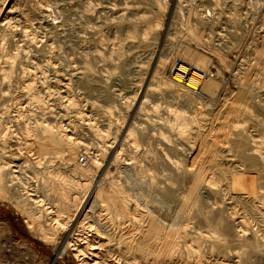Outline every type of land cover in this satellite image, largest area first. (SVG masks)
I'll return each instance as SVG.
<instances>
[{"label":"bare ground","instance_id":"obj_1","mask_svg":"<svg viewBox=\"0 0 264 264\" xmlns=\"http://www.w3.org/2000/svg\"><path fill=\"white\" fill-rule=\"evenodd\" d=\"M50 9L51 5L47 3L43 6L44 12ZM262 15V22H259L264 25V14ZM138 20L143 21L142 18ZM187 29L196 42L202 41L201 30L199 34L195 25H189ZM148 31L146 27L140 32L141 39L147 37ZM134 35L135 33L129 34L130 37ZM262 38L259 39V45L253 42V57L245 62L247 66L244 71H235L240 75L237 90L234 92L227 89L230 92L227 97L222 98L223 103L214 108L215 111L218 108L215 113L208 115V101L196 96L210 92L218 84V79H211L207 72L208 76L205 77L206 74H202L205 70L200 64H195L194 69H191L183 57L172 62L169 79L158 71L154 72L153 78L150 77L156 79L154 88L159 99L151 100L147 94L150 86L147 89L145 87L141 105L139 104L140 112L149 107L147 103H150L154 107L153 111L155 110L153 112L151 107L148 108L153 112L151 114L157 113L162 107L166 110L167 117L157 116L156 120L161 121L158 127H151L148 123V128L141 126V129L135 130L130 127L123 138L133 148H138L145 140L152 138L150 132L153 131V136L158 138L155 141L161 148L164 160L170 159V152L175 157L174 152L182 148H178L179 144L182 145L178 140L186 142L189 149L195 147L194 150L190 149L192 152L189 151L188 155L185 154L190 159L182 172L185 175L182 179L187 178L189 181L186 195H181V198L175 195L173 186L176 181H169L167 187L154 191L156 185L153 179L141 182L133 180L132 184L128 180L131 184L128 190L123 187L125 184L122 186L121 182H116L107 171L103 178L108 183L107 187L98 186L82 204V192L88 186L87 173H90V167L81 165L83 162L79 164L75 157L81 151L85 153L84 148L87 146L69 135L62 123L53 125L45 117H40L39 120L24 117L18 110L15 111L14 119L0 120V196L12 199V203L22 214L26 228L33 229L39 240L54 242L59 239L63 244L62 240H66L63 248L77 264H262L264 137L259 136V132L255 134L253 129L260 127L264 131V35ZM185 53L186 50L179 51V54ZM9 54L3 55L0 52L1 97L5 96L1 94V86L12 82L16 67L17 52L12 56ZM94 57L102 64L105 61L99 54ZM24 69L26 68L21 67L22 71ZM100 70L97 75L105 71L103 68ZM88 71L91 72L88 69L83 75ZM24 81L23 88H20L33 90V84H26ZM105 81L108 80L102 81V77L85 80L84 86L92 87L93 83L103 84ZM214 90L216 91H212ZM34 91L28 93L30 102L39 106L43 99ZM99 94L105 107L104 115L106 112L112 116L118 109L117 106L111 102L107 91L102 90ZM134 99H126V103L133 104ZM74 104L73 100L67 101L69 106H75ZM184 106L190 108L183 110ZM223 106L226 107L222 108ZM77 115L78 119L84 121L85 130L97 143L96 154L92 153L87 159L91 166L98 168L106 158L107 145L111 148L116 143L118 132H111L110 123L104 128L81 112H77ZM115 120L118 121L116 118ZM120 120L123 123V119ZM123 140L122 144L126 142ZM122 144L115 153V161L123 157L121 154L124 155ZM64 150L69 151V154L63 155ZM55 153L58 158L55 159L67 160L65 165L69 168L70 176L63 174L61 165L52 164ZM174 163L178 164L177 161ZM29 181L33 182L32 187ZM203 188L207 192L202 195L200 191ZM177 199L181 200V207L173 208L172 204ZM248 230H251L249 235ZM70 232L72 233L67 238Z\"/></svg>","mask_w":264,"mask_h":264},{"label":"rangeland","instance_id":"obj_2","mask_svg":"<svg viewBox=\"0 0 264 264\" xmlns=\"http://www.w3.org/2000/svg\"><path fill=\"white\" fill-rule=\"evenodd\" d=\"M46 3L51 5V9L44 12L43 6ZM262 14L264 0H0V52L3 55L10 53L9 56L15 51L18 54L15 58L16 67L12 82L1 86L3 88L1 94L5 96H0V120L14 119L18 110L24 117L36 120L45 117L53 125L62 123L69 135L87 146L84 148L85 153L81 151L75 157L79 164L83 162L81 165L90 167V173H87L88 186L82 192L84 195L82 204L91 197L98 186L107 187L108 183L103 180L107 171L116 182H121L122 186L125 184L123 187L128 190L133 180L141 182L153 179L156 185L154 191L167 187L169 181H176L172 190L181 198L189 190V181L187 178L182 179L185 178L182 172L190 160L188 152L195 147L192 149L190 147V150L186 142L178 140L182 142L178 148L182 147L185 151L183 152L182 148L178 149L182 152L178 150L174 152L175 157L170 152V159L164 160L161 148L156 142L158 138L153 136V131L150 132L152 138L145 140L138 148H133L128 140L123 138L130 127L135 130L151 125L158 127L161 121L156 120L157 116L167 117L166 110L162 107L156 111L157 113L151 114L155 110L153 111L154 107L150 103H147L149 107H146L147 104L144 106L145 112L143 110L140 112L139 104L141 105L145 87L147 89V86H150L147 94L151 100L159 99L160 96L154 88L156 79H152L154 72L158 71L169 79L172 62L183 57L191 69H194L195 64H200L203 71L205 70L203 75L207 72L211 79L219 80L213 88L216 89L215 95L211 89L212 92L196 96L208 101L209 106H206L208 115L211 112L215 113L218 108L216 111L214 108L223 103L222 98L228 96L230 90L227 89L235 92L239 86L237 82L240 75L235 71H244L247 66L245 62L253 57L255 45H259L261 42L259 39H263L264 25L260 24ZM138 18H142L143 21L140 22ZM198 21L199 23H195ZM192 24L198 28V33L201 30V40L209 41L196 42L187 29ZM146 27L149 29L148 35L141 39L139 34ZM132 33L135 35L130 37L129 34ZM181 49L186 50V53L179 54ZM214 49L216 51L213 52ZM96 54L104 57L103 64L95 60ZM21 67L26 69L22 71ZM101 68L105 71L97 75ZM88 69L91 72L83 75ZM95 77H102V81L105 79L108 81L103 84L93 83L92 87L84 86L85 80H93ZM23 81L26 84L29 82L33 84V90H22ZM102 90L107 91L109 99L117 106L118 109L112 116H117L118 118H115L118 121L110 116L111 114L105 112L104 115L105 107L99 94ZM153 90L156 91V95ZM33 91L38 92L43 99L39 106L30 102L29 94ZM130 98H135L133 104L126 103ZM69 100H73L75 106L67 105ZM150 107L153 112L148 109ZM182 108L186 110L190 106ZM223 111L224 109L221 110ZM77 112L85 114L101 127L105 128L110 123L111 132H118L116 143L111 148H108L109 144L107 145L106 158L98 168L91 166L87 159L92 153L96 154L97 143L85 130L84 121L78 119ZM120 119H123V123ZM147 123L150 125L147 126ZM253 129L256 131L255 134L259 132L258 135L264 137V131L260 127ZM123 139L126 142L122 144ZM155 142L158 147L154 145ZM120 144L124 145L122 147L124 155L121 154L123 157L115 161L114 156ZM68 154L69 151H63V155ZM55 156L56 153L52 156L54 161L52 164L61 165L63 174L70 176L69 168L65 165L67 160H57ZM175 161L178 162L177 165ZM128 177L133 179L130 180ZM128 180L131 184L127 182ZM28 183L33 186V182ZM205 191L203 188L200 192L206 194ZM11 200L0 196V264H77L63 248L66 240H62L64 244L60 243L59 239L44 242L39 240L33 229L26 228L21 212ZM176 201L172 207L180 208L181 200ZM247 232L249 235L251 230ZM260 263L264 264V258Z\"/></svg>","mask_w":264,"mask_h":264}]
</instances>
